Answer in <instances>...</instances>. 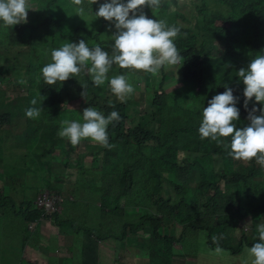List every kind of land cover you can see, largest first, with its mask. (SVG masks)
Instances as JSON below:
<instances>
[{
    "label": "trees",
    "instance_id": "trees-1",
    "mask_svg": "<svg viewBox=\"0 0 264 264\" xmlns=\"http://www.w3.org/2000/svg\"><path fill=\"white\" fill-rule=\"evenodd\" d=\"M38 2L42 5H37ZM30 3L37 10L33 21L28 19L27 23L9 27L0 22V33L7 40L3 43L0 38V51H3L6 61L16 56L22 58L19 70L24 71L23 81L29 83L27 98L22 96L20 102L33 107L31 101L37 98V93H40L38 105L41 106L40 102L43 101L40 117L27 119V126L29 131L35 127L44 128L47 140L61 145L62 158L59 160L66 158L69 164L63 163L68 168L71 161H79L72 160L71 152L84 148L88 139L82 140L78 148H74L64 138L65 143L70 144V149H67L63 139L57 135L60 122L67 119L82 123L83 110L89 106L97 108L105 116L113 110L119 113L121 120L108 127L109 142L115 147L109 150L101 146L93 152L91 159L93 171L97 169L101 172V179L94 182L104 187L98 192L101 203L87 202L88 206L100 207L102 218L111 217L115 224L102 230L101 227L95 229L98 226L96 223H72L65 219L69 212L62 211L63 207L60 211L45 215L47 220L41 221L43 209L37 208V198L27 194V189L32 185L26 186L20 178L13 179L14 176L6 174L9 173L8 169L3 171V179L6 180L0 179V226L8 227L7 224L12 223L17 228L31 229L28 235L20 239L23 244L32 240V246L35 241H45L43 232L51 224L60 228L57 227L59 234L66 233L63 227L72 223L76 238L79 239L81 235L80 264H100L101 243L110 238L119 240L127 237L128 229L132 233L131 237L128 236L130 242L141 236L145 251L150 252L152 260L157 258V264H181L177 260L186 259L185 254L173 251L171 243L175 240L182 243L188 238L196 247V242L201 238V242L206 240V243L200 244L203 248L215 250L214 235L218 238L223 236L218 243L224 254L232 252L239 257L244 249L246 252L244 263L235 262V257H227L229 261L221 264H250L251 258H248L246 250L258 242V233L256 228L248 232L240 226L245 218H251L254 225L264 223V167L255 160H235L214 141L202 140L198 131L202 119L196 112H202V106L207 107L209 100L224 92V85L231 87L238 98V129L249 126L248 115L254 106L264 107L253 98L245 108L243 92L246 86L237 73L240 68L246 69L256 55L264 54V0H163L162 6L154 12L148 7L143 9L149 18L163 19L169 26L181 29L182 34L174 41L184 58L179 82L190 87L196 101L192 108L185 110L188 116H181L178 125H173L165 113L172 106L178 108L177 97L181 94L167 92V86H164L175 73L172 68H162L161 91L149 100V111V95L143 96L145 103L142 108L134 106L130 113V109H127L129 98L123 102L115 99L108 81L99 88H93L86 71L63 83L46 84L41 69L52 62V49L85 39L89 47L99 45L111 54L114 44L111 36L116 30L108 32L106 27L109 21L101 17L96 31L86 28L87 33H83L82 27L75 25L65 35L64 20L59 12L71 7L76 9L71 0H30ZM101 3L104 0L93 4L92 10H98ZM60 5L63 7L57 9ZM85 6L87 10V2ZM63 37H66L64 42ZM6 45L10 46L9 54L4 51L3 46ZM135 72L138 71L130 72L129 69L113 65L108 76L111 78ZM82 84L89 88L87 100L81 96L84 90ZM168 99L175 100L166 106ZM137 114L139 116L136 117ZM129 118H135V122L132 121L135 124ZM12 121L11 113H0V129ZM1 137L3 135L0 133ZM227 142H230V138H227ZM56 151L46 150L43 153L46 155L48 152L55 157ZM0 164L3 165L4 161L0 160ZM45 166V171L38 170L35 174L44 177L45 187L51 189L53 176L57 173L52 172L50 161ZM13 188L17 190L18 198L9 194ZM66 191L68 196H65ZM40 193H37V197ZM72 193L73 188L66 189L63 185L52 188L50 195H59L64 204L67 200L75 201ZM35 223L36 229H32ZM202 232L206 237L203 234L200 236ZM50 245L43 244L44 254ZM72 259L70 264H78ZM210 262L212 264L213 261Z\"/></svg>",
    "mask_w": 264,
    "mask_h": 264
},
{
    "label": "rangeland",
    "instance_id": "rangeland-1",
    "mask_svg": "<svg viewBox=\"0 0 264 264\" xmlns=\"http://www.w3.org/2000/svg\"><path fill=\"white\" fill-rule=\"evenodd\" d=\"M28 3L32 6V10L29 9L28 11V19L33 21L36 18L37 10L35 7L33 8L30 0H28ZM37 5L42 4L38 2ZM62 7L63 5H60L57 9ZM58 11L59 10H55V12ZM96 11H98L96 8L92 10V13H88L86 10L82 17L77 15L76 9H73L72 7L69 10L60 11L59 16L64 20L63 29L65 35L68 31L72 30L75 25L81 26L83 33H87L85 30L86 28L89 31L91 29L96 31V28L102 20L101 17H95L94 14ZM106 28L108 32L115 30V27L111 22H108ZM0 38L3 43L7 41L3 34ZM62 40L63 42L66 41V37H63ZM83 40L86 41L85 39ZM9 47V45L3 46L4 51L7 52L6 54L10 53ZM3 55V51H0V113H11L13 121L10 125L0 129V133L3 135V137L0 138V144H2V146H0V157L2 156L0 160L4 161L3 165L0 164V179L6 180L3 179V171L5 172L9 169V173L6 172V174L14 176L13 179L20 178L24 182L17 183H23L26 186L32 185L31 188L27 189V194L36 199L39 191L49 188L45 187V178L35 173L38 170L45 171V164L47 165L48 161H50V164L53 166L52 172L54 171L57 173V175L54 174L53 176L54 180L51 183V189H56L58 187L61 188L63 185L66 189L68 187L73 188L72 197L75 201L67 200V202L63 204L62 211L69 212L65 219L71 220L72 223H96L98 226L95 229L101 227L103 230V228L107 226L112 227L115 223L111 217L108 219L102 218L99 214L100 207L88 206L87 204V202L95 204L101 203L98 192L99 190H103L104 187L94 183L101 179V172L97 169L93 171L94 168L91 167V164H93L91 163L93 152L101 148V145L88 139L84 144V148L75 149V153L72 151L70 155L72 160H79L81 161V164H79V161H76L75 163L71 161V166L66 168L65 164H69V161H67L66 158H64L63 161L59 160L62 158L60 149L61 145L57 146L48 141L47 133L44 128L35 127L29 131L26 122L27 119L30 118L25 115V111L28 107L30 108V104L27 105L20 102L22 96L24 99L27 98L26 90L29 86L28 82L23 81L24 71L19 70L21 68L20 65H22V58H17L16 56L15 58L6 61ZM6 57L8 56L6 55ZM181 67L182 65L169 67L172 68L175 73L170 77L169 81L164 84V86H167V92H181L177 97L178 108L172 106V109H166L165 111L167 114L166 117L169 116L171 118L170 122H172L173 125H178L181 116H188L185 110L192 108L196 101L194 92L190 87L179 82L181 81ZM130 72H132V70H130ZM163 72V69H161L156 75L147 72L143 74L142 71L126 74L129 83H131L135 89L134 93L128 100L127 109H130V113L133 112L134 106L136 108H142L145 103L143 96L146 97L148 95V111L150 110L151 104L149 103V100L153 99L155 94L161 91L160 82L163 77ZM176 77L179 78L173 79ZM115 99L119 100L116 96ZM172 100L168 99L166 106H168ZM249 103H252V101ZM35 107H40V104H37ZM203 108L204 107L202 106L200 110H203ZM196 114L202 119L201 111H197ZM189 115L191 116V114ZM137 116L139 115L137 114L136 117ZM135 118H129L130 122L134 121ZM134 122L132 123L135 124ZM127 126L129 127L128 124ZM204 141L212 142L208 138H205ZM63 144L67 149L70 147V144H66L64 139ZM74 148H78V145ZM55 149H57L55 152L57 156L55 157L48 152L46 155L43 153L46 150L55 151ZM65 154L67 153L65 152ZM72 165H75V167ZM195 177L198 178L199 175H196ZM23 184H18L17 186H22L23 188L25 187ZM16 191L17 190L13 188L9 191V194L15 195V197L18 198L19 196ZM65 196H68V192ZM58 210L60 211L61 209L59 208ZM72 223L63 227L66 233L59 234L58 231L60 232V228L51 224L49 229L43 232V239L45 241H35L34 245L31 244L32 246H30L32 240L23 244L20 239L21 236L28 235L31 229H24L23 227L17 228L12 223L7 224L8 227H5L4 225L0 226V264H70L71 258H73V262L80 264L79 257L80 251L82 250V243L79 239L81 235H79V239L76 238V234L72 230ZM256 226L257 225L253 224L251 218H245L243 219V222H241L240 227L245 228V230L250 232L251 229H255ZM99 231L100 230L97 232ZM127 234L131 237L132 233L129 232V229ZM202 234L206 237L204 232H202L200 236ZM128 236L125 238H119V240L110 238L107 241L102 242L100 245V264H157V258L152 260L149 256L150 252L145 251L146 248L141 236L139 237L138 235L139 238L134 242H130ZM185 241L186 242L179 243V241L175 240L171 243L174 252L182 253L187 256L186 259L177 260L181 264H211V260L213 261L212 264H221L227 257L233 258L238 255L233 254L232 252H229L228 254H224L223 252L221 254H216L215 250L209 248L206 249L200 245L206 243V240L205 242H201V238L199 242H196V247L193 245L192 240L189 241V239L186 238ZM46 243L51 245L48 248V252L44 254L43 244ZM191 253L197 255L190 256L189 254ZM239 254V257H235V262L244 263L246 259L245 249ZM248 258L251 257L248 256ZM228 261L229 260H226L225 262Z\"/></svg>",
    "mask_w": 264,
    "mask_h": 264
},
{
    "label": "clouds",
    "instance_id": "clouds-1",
    "mask_svg": "<svg viewBox=\"0 0 264 264\" xmlns=\"http://www.w3.org/2000/svg\"><path fill=\"white\" fill-rule=\"evenodd\" d=\"M76 6L77 15L83 16L86 12L92 13V5L98 0H71ZM163 0H104L99 4L95 17H102L111 22L115 32L111 36L114 40L111 54L103 50L99 45L89 47L83 39L78 43H66L61 47L51 50V63L41 69L42 77L46 84L55 85L57 82H65L69 78L79 76L86 71L91 78L92 87L99 88L106 81L109 82L111 92L120 101H126L134 93V86L129 83L124 74L109 78L108 73L113 65L121 69L143 71L156 75L162 68L183 65L184 58L180 54L175 39L181 35V29L177 26H169L163 19H151L143 11L145 7L154 12L162 6ZM32 6L28 0H0V22L4 26H15L28 21V11ZM183 35H186L183 34ZM90 64V66H89ZM238 77L246 86L243 95L246 98L244 106L255 98L257 104L264 105V54H258L253 58L248 67L240 68ZM81 96L87 100L89 88L82 84ZM225 91L215 95L207 102V107L202 110V121L199 127L200 138L214 141L218 147H222L227 154L235 160L250 162L255 160L264 167V107H253L249 111V126L238 129L236 122L240 119V110L237 108L238 98L234 96L233 89L224 85ZM40 93L33 98V107L26 109L25 115L30 119H37L43 111V101L38 104ZM110 107H114L110 105ZM259 113V115H257ZM83 122L77 120H62L58 137L70 141L72 146H77L84 139L101 145L111 150L115 147L109 142L108 127L113 122H119V113L113 110L105 116L93 106L83 110ZM230 138V142H227ZM37 197L51 189H43ZM63 204L61 205V209ZM43 218L45 219L46 211ZM59 211V210H58ZM57 212V211H56ZM55 213V212H54ZM40 222V221H37ZM36 223L31 228L34 229ZM258 242L248 248L247 255L252 258L251 264H264V223L256 226ZM212 240L217 246L216 254H221L223 249L219 246L218 239Z\"/></svg>",
    "mask_w": 264,
    "mask_h": 264
},
{
    "label": "built area",
    "instance_id": "built-area-1",
    "mask_svg": "<svg viewBox=\"0 0 264 264\" xmlns=\"http://www.w3.org/2000/svg\"><path fill=\"white\" fill-rule=\"evenodd\" d=\"M60 200V201H59ZM62 198L59 195H50L49 192H45L40 198L38 205L43 207L46 214H52L58 209H61Z\"/></svg>",
    "mask_w": 264,
    "mask_h": 264
},
{
    "label": "crops",
    "instance_id": "crops-1",
    "mask_svg": "<svg viewBox=\"0 0 264 264\" xmlns=\"http://www.w3.org/2000/svg\"><path fill=\"white\" fill-rule=\"evenodd\" d=\"M42 231H44V230L42 229Z\"/></svg>",
    "mask_w": 264,
    "mask_h": 264
}]
</instances>
